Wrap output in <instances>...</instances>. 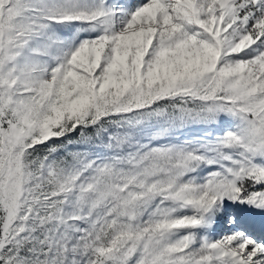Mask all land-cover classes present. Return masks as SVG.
Returning <instances> with one entry per match:
<instances>
[{"label":"snow or ice","instance_id":"6c2138e0","mask_svg":"<svg viewBox=\"0 0 264 264\" xmlns=\"http://www.w3.org/2000/svg\"><path fill=\"white\" fill-rule=\"evenodd\" d=\"M0 264H264V0H0Z\"/></svg>","mask_w":264,"mask_h":264}]
</instances>
